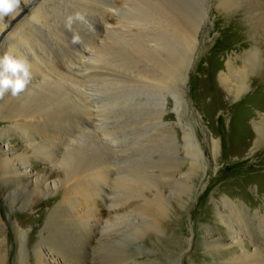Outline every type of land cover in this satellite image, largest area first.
<instances>
[{
  "label": "bare ground",
  "instance_id": "1",
  "mask_svg": "<svg viewBox=\"0 0 264 264\" xmlns=\"http://www.w3.org/2000/svg\"><path fill=\"white\" fill-rule=\"evenodd\" d=\"M181 1H187V7ZM200 3L29 0L26 5L22 3V10L14 18H5L7 27L0 31V56L10 53L26 59L32 80L19 96L9 93L0 99V196L6 200L20 191L29 194L28 213H18L16 202L9 206L13 214L7 213L10 230L0 216V264H7L12 248L10 232L17 251L13 264H111V259L103 254L106 237L116 240L120 248L129 249L150 229L172 233L166 250L181 243L177 226L166 221L169 206L162 202L165 193L161 182L170 175L164 169L174 166L163 163L162 167L161 159L153 155H161V148L165 151L164 129L157 130L158 140L149 153L137 149L127 152L122 133L115 126H105L102 111L106 95L121 87V78L135 75L138 85L133 84L135 89L129 90H134L140 99L133 109L148 111V118L160 123L155 124L157 127L170 124L180 133L181 142L175 133L173 142L181 143L196 174L193 188L200 189L208 164L191 123L196 122L194 117L198 122L201 119L186 97L200 36L212 13H218L226 14V21L238 22L237 29L246 26L252 37V45L235 58L245 61V68H236L233 58L223 72L212 74L213 82L203 84L200 99L204 102L211 98L212 110L218 105L214 92L235 102L250 91L251 79L264 76V0ZM69 16L82 17L75 20L72 31L65 27ZM241 16L246 20H235ZM74 34L79 36V43L71 42ZM257 85L258 89L264 87L262 82ZM250 97L245 96L241 101L244 103L235 107L246 108ZM248 110L240 115V123L246 128ZM166 115L173 118L170 123L165 122ZM253 122L249 131L247 128L240 132L238 125L233 127L235 142L228 152H243L245 144L238 138L246 143L251 138L260 148L255 154L259 159L264 153V113ZM11 138L17 139L19 149L8 145ZM207 138L218 167L219 141L214 134ZM248 157L255 160L254 152ZM34 163L44 164L49 170L41 182L33 179L30 169ZM55 170L64 176L62 186L51 178ZM146 189H155V196L146 195ZM197 193L192 192L185 208ZM213 202L216 203L214 198ZM260 205L263 209L252 212L244 200L224 197L220 208H213L221 216V223L229 228L230 243L215 237L211 230L203 239L196 234L194 239L200 245L197 259H193L189 255L194 239L187 236L174 264H264V200ZM155 206L160 217L154 212ZM104 208H111L110 218L104 217ZM179 209L176 216L182 213L181 206ZM35 211L39 212L42 227L29 232L19 218ZM33 236L37 241L31 248ZM110 257L114 259L115 255Z\"/></svg>",
  "mask_w": 264,
  "mask_h": 264
},
{
  "label": "rangeland",
  "instance_id": "2",
  "mask_svg": "<svg viewBox=\"0 0 264 264\" xmlns=\"http://www.w3.org/2000/svg\"><path fill=\"white\" fill-rule=\"evenodd\" d=\"M206 2L207 0H204V5H206ZM181 3L182 5L184 4L183 1H181ZM187 4L186 1L184 6L187 7ZM189 8H187V10ZM211 16L212 18H210V22L208 21V26L205 27L204 32L200 36V49L195 57L194 67L191 68L192 71L189 73L188 91L186 95L188 102H190L192 108H195L196 113L201 119V122H198L196 117H194L193 119L196 120V122L191 121V123L195 125V132L197 133L198 139L203 147V158H205V161L208 164L206 174L204 175L205 177L203 178V185L200 189H197L196 187L193 188V184L194 186L197 184V179L195 178L196 174L191 170L192 163L187 161L182 146H180V133L170 124H165V127L162 128H159V126L157 127L155 124L160 123L150 120L148 118V111H138L133 109L134 103L140 99L139 96L134 94V90H129L130 88L135 89L133 84L136 83V85H138V79L135 78V75L123 76L121 78V87L119 86L115 90H112L105 97L103 104V107L105 108H103L104 110L102 111V119H104L105 126L108 128L115 126L114 128L119 129L118 132L122 133L125 151L128 152L137 149L149 153V149L158 140L157 130L161 131L164 129L163 133L166 134V138L164 139L165 142L162 144L163 147H166L165 151H162L163 149L161 148V155H159L160 153H155L153 155L157 160L161 159L159 165L161 164L162 166L163 163L164 165L171 163L170 165L174 166L166 167V169H164L165 173L170 175L167 178L165 177L161 182L162 191L165 193L166 198L162 199V202H165L166 205L169 206V212L165 215L167 223L173 222L174 225L177 226L175 228H177V232L181 238L180 244H172L166 250L165 247L167 245L165 244L171 239L172 235L170 231L163 234L155 229H150L129 249L120 248L117 245L116 240H109V237H106L103 254L111 259V261H109L111 264H174L176 263L175 259H178L180 252L183 249V241L187 236L194 239L199 234V239H203V237L209 234V230L214 233L215 237L221 238L224 242L230 243L231 235L229 234V228L221 223V216L217 214L213 208L215 207L216 209L217 206L220 208V202L226 196L232 199L244 200L248 205V209L252 210V212L259 208L263 209L260 204L264 200V153L259 156L258 160L255 158V154L260 148L255 146V139L253 140L251 138L248 139L247 143L244 139L238 138L245 144L243 152L233 153L231 151L228 152V150H230L235 142H233L232 138V133L235 131L233 127L238 125L240 132L246 131L247 128V131H249L250 129H253L254 118H258L264 113V94L261 93L264 91V87L258 89L257 85L259 82L264 83V76L261 79H251L250 91L242 95L235 102H230L225 94H218L217 92H214V102L218 105L212 110L210 108L211 98H206L204 102L201 101L200 92L203 90V84L205 82H213L211 79L213 78L212 74L215 73V75H217L223 72L230 60L237 57V53L240 54L252 45V37H250L251 35L248 33L249 30L246 26H239L240 29H237L238 22H234V20L226 21V14L212 13ZM235 20L242 21L246 20V18L244 17L242 19L241 16V18ZM231 27H233V29ZM7 31L8 33L11 32L10 27ZM243 34H245L247 38H243ZM240 40H242V42ZM262 46L264 47V45ZM233 64L238 69H242V67L245 68L246 66L245 61L241 59H235ZM123 85L126 87L123 88ZM217 89L220 90V87L218 86ZM245 96H251L249 101H247L250 103L246 108L237 109L235 106L238 105V103L242 105L244 102L241 103V101L245 99ZM117 103L121 104L118 105ZM247 108H249V110L247 115L245 114L248 120L246 128L243 123H240V115ZM164 120L165 122L170 123L173 118L166 115ZM174 133L180 142L177 140L176 143L175 141L173 142V137H175V135L173 136ZM98 134H100V132H98ZM127 134L129 135L128 137H126ZM208 134H214L216 137L215 140L219 141L220 144L221 151L218 156V167L215 165V158L210 150V142L207 138ZM227 134H231V137L229 138L230 140L227 138ZM7 143L10 146H16L17 149H19V142L17 139L15 140V138H11ZM2 145L4 144L2 143ZM261 148L263 151L264 144ZM252 151L254 152L255 160L252 157H248ZM162 167L161 169L163 170ZM30 170L34 175L33 179L36 182H41L42 177L49 173L47 166L41 163L32 164ZM158 171L159 170H157V172ZM174 175L175 179L172 178ZM51 178L53 181H57L61 186L63 185L64 176L62 173H59L58 170L54 171ZM38 185L43 186V184ZM182 185L183 187L181 191H179V186ZM196 191L198 193L192 204L189 203L187 208H185L184 205L187 204L189 196L192 192L193 194L196 193ZM155 193V189L145 190L146 195L153 194L155 196ZM213 198L216 203L213 202ZM28 199L29 194L24 191L17 192L14 195L12 194V196L6 200L2 199L0 196V216L1 219L5 221L4 223L8 230H10V223L8 221L7 213L9 212L10 215H13L9 210V206H12L13 202H16L17 204H15V206H17L18 213H24L25 211V213H28L26 208ZM135 202L138 201L132 203ZM180 206L182 207V213L181 215L176 216V211L180 210ZM47 207L48 206H46V209ZM109 209L104 208L105 212L103 211L106 219L110 218L111 215V210ZM155 211L158 212V214L157 212L155 213L156 216L159 215L158 217H160L159 209H157L156 206L154 207V212ZM19 221L29 232L38 230L42 227L38 211L33 212L31 216H26V218H19ZM153 232H155V234ZM9 235L12 241V248L7 259V264H13L17 251L12 232H10ZM35 241H37V238L35 239L33 236L30 245L31 248L32 245L36 243ZM199 245L200 243H197L195 239L192 241L189 257L191 256L193 259H197ZM111 254L115 255L114 259L110 257Z\"/></svg>",
  "mask_w": 264,
  "mask_h": 264
},
{
  "label": "clouds",
  "instance_id": "3",
  "mask_svg": "<svg viewBox=\"0 0 264 264\" xmlns=\"http://www.w3.org/2000/svg\"><path fill=\"white\" fill-rule=\"evenodd\" d=\"M28 2L29 0H0V31L7 27L5 18H14L22 10V3L26 5ZM80 19V16H69L65 24L67 30L72 31L73 23ZM71 42L79 43V36L74 34ZM31 80V67L26 59L10 53L0 56V99L9 93L13 97L19 96L27 90Z\"/></svg>",
  "mask_w": 264,
  "mask_h": 264
}]
</instances>
